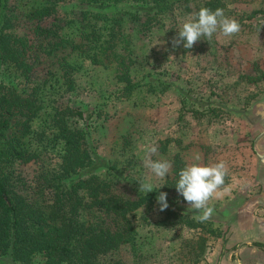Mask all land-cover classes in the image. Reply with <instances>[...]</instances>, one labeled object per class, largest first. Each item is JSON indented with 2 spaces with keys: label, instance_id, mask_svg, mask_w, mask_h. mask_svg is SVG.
<instances>
[{
  "label": "rangeland",
  "instance_id": "1",
  "mask_svg": "<svg viewBox=\"0 0 264 264\" xmlns=\"http://www.w3.org/2000/svg\"><path fill=\"white\" fill-rule=\"evenodd\" d=\"M40 1L9 0V3L21 12ZM82 1L63 0L61 10L69 18L77 17V7H85ZM175 2L172 14L147 31L124 15L128 12L122 7L124 4L118 3L121 6L111 11L118 18L124 15L126 40L138 55L131 74L133 83L140 87L130 93L124 90L125 83L116 78L114 64L92 65L69 48L47 60L41 50L43 56L37 65L41 75L48 76L49 87L55 84L49 73L63 75L62 64L66 59L75 67L76 84L72 91L64 87L54 94L50 88L51 92H43L41 96L44 109L32 121L30 134L36 138L34 132H45L37 140L39 158L14 168L17 182L26 190L42 170L57 171L61 163V140L53 139V129L47 125L55 107L72 110L73 125L87 132L88 144L102 158L116 165L124 176L151 183L154 189H162L171 177L174 157L179 152L188 166L194 163L211 166L220 161L227 166L230 182L225 187L229 191L209 202L214 211L204 222L205 228L186 223L189 219L198 222L201 215L189 204L174 206L168 200L169 208L160 211L156 200L134 212L136 241L123 245L113 264H219L232 246L231 231L236 224L229 216L241 214L242 208L256 211L258 207L250 204L263 194L254 126L264 116V0H227L225 16L240 22V33L225 37L217 32L210 41L202 38L188 50L183 44L174 48L171 41L183 23L199 11L202 0ZM30 28L31 24L22 23L18 31L29 33ZM0 67L1 81L18 78L6 65ZM167 141L166 150H162ZM152 147L157 148L155 154H150ZM197 154L201 156L199 161L194 159ZM149 156L153 161L171 162L172 169L164 180L145 167L144 161ZM105 176L116 181L119 192H130L132 186H125L123 180ZM172 209H178L185 222L167 217ZM258 212L264 214V211L253 213ZM165 218L167 221L163 223ZM236 260L233 257L231 261ZM42 261L36 257L30 264Z\"/></svg>",
  "mask_w": 264,
  "mask_h": 264
},
{
  "label": "trees",
  "instance_id": "2",
  "mask_svg": "<svg viewBox=\"0 0 264 264\" xmlns=\"http://www.w3.org/2000/svg\"><path fill=\"white\" fill-rule=\"evenodd\" d=\"M62 1L41 0L18 12L9 0H0V65L18 76L12 82L0 80V264H30L36 257L43 259L42 264H113L119 249L136 241L135 211L152 205L160 192L168 193L167 201L174 206L188 204L175 188L180 170L188 166L180 152L164 187L146 194L139 191V181L124 176L88 144L87 132L73 125L69 107H55L47 120L53 139L62 143L58 170H42L27 190L17 182L15 166L39 158L37 140L45 132H34L36 138L30 134L32 121L44 109L43 92L52 88L58 94L64 87L72 91L76 84L75 67L64 59L63 75L49 73L55 84L48 87V76H42L37 66L43 54L47 60L69 48L92 65L114 64L116 78L130 93L139 86L131 74L138 55L126 40L123 16L147 31L162 24L176 4L175 0H84L85 7L76 9L79 15L69 18L61 10ZM118 3L128 10L120 18L111 13L121 6ZM226 6L227 0H202V7L212 10ZM22 23L31 24L29 33L20 34ZM104 174L132 186L130 192H119L116 181ZM171 216L185 222L178 209L169 210L167 217ZM186 223L194 228L206 225L192 219Z\"/></svg>",
  "mask_w": 264,
  "mask_h": 264
},
{
  "label": "clouds",
  "instance_id": "3",
  "mask_svg": "<svg viewBox=\"0 0 264 264\" xmlns=\"http://www.w3.org/2000/svg\"><path fill=\"white\" fill-rule=\"evenodd\" d=\"M240 31V22L235 18L225 16L224 9L212 10L201 7L193 17H189L183 23L181 30L178 31L177 36L173 37L171 43L174 48L183 44L184 49L188 50L192 49L202 38L210 41L217 32L225 37H232ZM149 151L150 154H155L157 148L152 147ZM194 159L199 161L201 156L197 154ZM144 163L145 167L161 180H164L172 169V164L168 160L153 161L150 156L145 159ZM227 175L228 169L223 161L211 166L194 163L180 170L175 186L176 191L191 208L201 213L198 217L200 222L208 221L213 215L214 209L209 206V202L229 191V188L225 187ZM139 191L148 194L154 192V188L151 183L144 182L139 184ZM167 195L165 192H160L156 198L160 211L169 208Z\"/></svg>",
  "mask_w": 264,
  "mask_h": 264
},
{
  "label": "crops",
  "instance_id": "4",
  "mask_svg": "<svg viewBox=\"0 0 264 264\" xmlns=\"http://www.w3.org/2000/svg\"><path fill=\"white\" fill-rule=\"evenodd\" d=\"M262 114L264 115L263 110ZM254 129L258 134L256 150L261 159L258 173L263 185V194L253 205L250 204V207L256 206V211H264V116L256 122ZM241 210V214L229 216V220L236 224L231 231L232 246H227L230 251L219 264H264V214L253 213L256 212L254 208ZM233 257L238 260L232 262Z\"/></svg>",
  "mask_w": 264,
  "mask_h": 264
}]
</instances>
